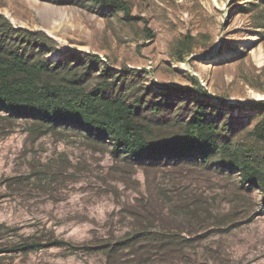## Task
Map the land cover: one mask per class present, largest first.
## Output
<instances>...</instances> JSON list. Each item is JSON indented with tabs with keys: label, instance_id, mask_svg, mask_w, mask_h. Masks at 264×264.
Listing matches in <instances>:
<instances>
[{
	"label": "rangeland",
	"instance_id": "rangeland-1",
	"mask_svg": "<svg viewBox=\"0 0 264 264\" xmlns=\"http://www.w3.org/2000/svg\"><path fill=\"white\" fill-rule=\"evenodd\" d=\"M126 1L140 20L91 10L88 0H0V13L54 38L52 58L84 51L115 75L146 70L125 84L131 100L159 102L166 87L189 88L162 112V133L179 130L184 106L210 100L209 118L247 141L259 114L246 105L264 100V0ZM187 34L197 40L181 61ZM25 241L47 247L6 251ZM0 251V264H264V201L238 173L133 164L71 131L39 133L2 118Z\"/></svg>",
	"mask_w": 264,
	"mask_h": 264
},
{
	"label": "trees",
	"instance_id": "trees-1",
	"mask_svg": "<svg viewBox=\"0 0 264 264\" xmlns=\"http://www.w3.org/2000/svg\"><path fill=\"white\" fill-rule=\"evenodd\" d=\"M52 1L65 4L69 0ZM88 1L91 10L107 7L123 13L126 21L141 19L132 14L126 0ZM196 40L187 34L178 42L181 61L193 53ZM57 51L58 42L45 31L16 27L0 13V119L25 120L39 133L71 131L96 144L110 145L114 157L133 164L178 162L238 173L243 184L261 190L264 201V100L246 105L259 114L247 141L236 140L219 116L209 118L210 100L184 106L179 130L162 133V112L170 114L175 105L170 101L185 100L189 88L166 87L159 102H147L138 94L131 100L132 94L126 91L131 87L124 86L146 70L127 68L115 75L98 54L62 51L58 58L50 57ZM133 239L122 244L127 246ZM45 247L42 242L25 241L6 251Z\"/></svg>",
	"mask_w": 264,
	"mask_h": 264
}]
</instances>
